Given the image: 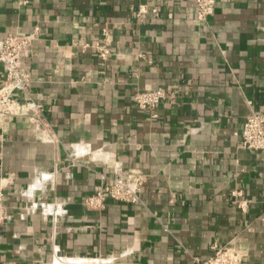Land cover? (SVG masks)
<instances>
[{"label": "crops", "instance_id": "1", "mask_svg": "<svg viewBox=\"0 0 264 264\" xmlns=\"http://www.w3.org/2000/svg\"><path fill=\"white\" fill-rule=\"evenodd\" d=\"M8 33L33 36L32 82L0 116V264H194L214 244L264 264V151L239 144L264 112V0L205 20L193 0H0ZM157 87L174 94L138 108ZM130 168L140 203H84Z\"/></svg>", "mask_w": 264, "mask_h": 264}, {"label": "built area", "instance_id": "2", "mask_svg": "<svg viewBox=\"0 0 264 264\" xmlns=\"http://www.w3.org/2000/svg\"><path fill=\"white\" fill-rule=\"evenodd\" d=\"M196 8V17L205 20L213 11L215 0H193ZM33 39L32 34L14 35L8 33L0 39V63L4 66V77L0 79V116L25 115L28 109L23 108L12 94L15 91L27 94L32 79L29 73L21 66V55ZM99 55L105 58L109 50L104 46H97ZM174 91L164 87L149 90L136 91L134 101L140 109H153L161 100L170 98ZM37 112L41 107L33 105ZM239 144L248 150L264 151V112L252 111L248 114L240 132ZM146 181V176L141 170L130 168L125 174L109 177L107 183L95 188L92 194L84 199V203L91 208H102L107 200H115L122 203L136 204L141 202L140 192ZM4 190L0 187V224L7 219L4 206ZM244 208L245 204L239 203ZM243 254L234 247L212 246L211 256L202 261L194 256V264H241Z\"/></svg>", "mask_w": 264, "mask_h": 264}]
</instances>
